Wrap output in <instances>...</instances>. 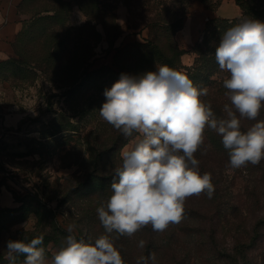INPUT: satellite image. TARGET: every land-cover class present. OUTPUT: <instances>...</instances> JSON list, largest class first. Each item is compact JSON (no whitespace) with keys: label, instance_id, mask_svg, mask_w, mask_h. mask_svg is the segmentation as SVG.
Masks as SVG:
<instances>
[{"label":"rangeland","instance_id":"rangeland-1","mask_svg":"<svg viewBox=\"0 0 264 264\" xmlns=\"http://www.w3.org/2000/svg\"><path fill=\"white\" fill-rule=\"evenodd\" d=\"M99 1L115 7L124 33L116 46L147 39L149 31L139 26V8L130 9L121 0ZM66 2L70 5L72 27L78 29L90 21L80 0ZM35 11H18L24 17L18 34L0 43V124L4 130L0 141V264H9V240L30 242L38 235L44 236L41 246L50 261L69 235V224L76 225L74 234L78 239L94 241L104 234L96 209L111 194L110 188L97 193L90 188L93 166L87 140L95 124L90 117V93L84 79L70 84V70H65L72 63L68 57L57 66L53 64L54 68L50 63H40L45 55V38H39L36 29H29L25 40L20 37ZM242 18L235 0H225L215 11L194 1L184 29L176 37L179 47L190 52L185 60L194 62V46L202 40L208 20L209 25L216 20ZM94 24L102 39L93 49L91 70L110 66L114 56L109 54L102 26ZM70 33L71 38L76 36L72 29ZM74 48L71 43L67 51ZM8 61L15 63L5 65ZM78 86L84 88L80 94ZM54 126L68 130L53 135ZM136 137L120 151V156L123 150L134 147ZM112 167L110 163L104 165L107 173ZM215 169V177L210 173L211 182L220 181L223 194L214 189L211 198L206 191L187 198L179 224H170L162 232L153 231L149 224L130 237L112 234L125 264H136L139 257L150 254H155V260L149 264H264V177L242 167L225 170L221 177L217 165ZM141 240L146 242L143 248L138 246ZM24 259L18 256L16 264H22Z\"/></svg>","mask_w":264,"mask_h":264},{"label":"clouds","instance_id":"clouds-1","mask_svg":"<svg viewBox=\"0 0 264 264\" xmlns=\"http://www.w3.org/2000/svg\"><path fill=\"white\" fill-rule=\"evenodd\" d=\"M221 70L229 73L223 80L230 103L217 116L210 103L201 97L208 88L193 85L185 74L167 65L157 66L140 76L121 74L99 109L100 117L126 138H135L131 150L121 152L122 166L114 169L106 203L97 207L104 234L78 239L75 224L49 261L41 245L43 235L7 242L9 264L25 256L22 264H125L112 234L132 236L151 224L162 232L183 219L184 203L202 192L211 198V174L199 172L196 153L205 142V130L222 137L229 150L230 168L264 159V120L246 131L241 120L255 121L264 107V22L245 19L224 33L215 51ZM64 215H68L65 213ZM145 241H139L140 248ZM155 254L141 256L136 264H149Z\"/></svg>","mask_w":264,"mask_h":264},{"label":"trees","instance_id":"trees-1","mask_svg":"<svg viewBox=\"0 0 264 264\" xmlns=\"http://www.w3.org/2000/svg\"><path fill=\"white\" fill-rule=\"evenodd\" d=\"M121 1L130 9L139 8L141 10L137 17L140 20L139 26L149 31L147 39L143 42L122 43L116 46L124 33L114 13L115 7L99 0H80V7L90 21L78 29L71 25V10L66 0H23L18 6L19 12L24 9L36 10L30 25L20 33V37L23 41L28 36L29 29H36L39 38H45L42 44L45 55L40 63H50L54 68L53 64L57 66L63 58L68 57L72 63L71 66H66L65 70H70L69 76L73 80L70 84L73 85L78 79H84L86 83V91L90 93V117L95 124L90 130V140H87L90 163L93 166L90 171V188L96 193L105 187L110 188L114 169L122 166L120 151L138 135V133H133V137L126 138L119 130L100 117L99 109L106 101L104 91L110 89L120 79L121 74L140 76L149 71H156L157 66L167 65L185 74L192 80L194 86L207 87L208 95L201 99L211 104L217 116H223L224 104L230 103L225 95L227 89L223 87V80L229 78L230 74L219 68L215 59L216 48L224 33L245 19L264 22V0H235V4L243 13V18L216 20L209 25L211 20H208L202 40L194 46L193 65L185 67L182 57L190 52L179 47L176 36L184 29L192 3L198 1L206 9L215 11L225 0ZM44 14L47 15L44 16ZM94 23L102 26L109 45V54L114 53V56L110 66L91 70L92 58L95 57L93 49L102 39V34L93 26ZM71 29L76 33L74 38H71ZM71 43L75 44V48L73 51H67ZM51 49L54 51L50 53ZM13 63L15 61H8L5 65L12 66ZM225 73L228 75L226 78ZM83 89L81 86L76 88L78 94ZM262 120H264V107L261 108L260 115L255 121L242 119L241 130L246 131ZM67 130L64 126L55 127L53 135ZM194 156L199 161L198 168L201 175L213 172L215 177L216 165L221 177L223 171L230 170L229 150L224 148L222 137L211 129L205 130V142L194 153ZM106 163L113 165L109 173L104 169ZM242 168L252 174L260 172V177H264V159L258 165L248 163ZM98 177H107V179ZM211 177H213L212 174ZM261 183H264V178L261 179ZM213 186L215 191L217 189L223 194L220 181Z\"/></svg>","mask_w":264,"mask_h":264},{"label":"crops","instance_id":"crops-1","mask_svg":"<svg viewBox=\"0 0 264 264\" xmlns=\"http://www.w3.org/2000/svg\"><path fill=\"white\" fill-rule=\"evenodd\" d=\"M21 1L22 0H0V43L1 44L7 40H12L13 38H15V36L18 34L20 30L22 23L21 21L24 19V17L18 13V6ZM186 55L182 57V62L187 67H190L193 65V63H191L190 61L191 59L185 60Z\"/></svg>","mask_w":264,"mask_h":264},{"label":"built area","instance_id":"built-area-1","mask_svg":"<svg viewBox=\"0 0 264 264\" xmlns=\"http://www.w3.org/2000/svg\"><path fill=\"white\" fill-rule=\"evenodd\" d=\"M4 130H3V127H2V124H0V141H2L3 140V138H4Z\"/></svg>","mask_w":264,"mask_h":264}]
</instances>
